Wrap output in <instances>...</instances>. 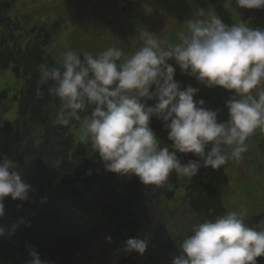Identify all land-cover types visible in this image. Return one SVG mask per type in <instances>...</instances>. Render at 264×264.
Here are the masks:
<instances>
[{"label":"clouds","instance_id":"obj_1","mask_svg":"<svg viewBox=\"0 0 264 264\" xmlns=\"http://www.w3.org/2000/svg\"><path fill=\"white\" fill-rule=\"evenodd\" d=\"M235 3L264 9V0ZM199 17L188 20L187 31L166 47L149 33L131 55L119 47L96 55L68 50L58 66H39L40 83L51 82L48 93L60 102L54 123L71 129L76 122L79 141L99 154L107 172L161 186L172 174L194 177L201 167L219 170L230 160L239 162L249 138L257 130L264 133V28L228 25L210 10L201 9ZM170 60L206 87L235 94L226 102L227 121L195 99L197 88H182ZM37 96L43 97L39 87ZM153 117L163 122L171 149L161 147L150 127ZM177 153L199 159L185 163ZM14 168L13 161L0 160V217L6 198L26 201L31 190ZM246 215V209L234 210L200 224L182 241L172 264H257L264 257V229L249 227ZM125 244L142 256L149 241L129 238ZM30 255L29 264H45L37 252Z\"/></svg>","mask_w":264,"mask_h":264},{"label":"trees","instance_id":"obj_2","mask_svg":"<svg viewBox=\"0 0 264 264\" xmlns=\"http://www.w3.org/2000/svg\"><path fill=\"white\" fill-rule=\"evenodd\" d=\"M209 1L226 24H234L225 0ZM10 2L0 0V72L12 69L23 84L15 92L6 89L0 93V160L15 161L31 190L26 204L10 197L4 201L5 208L11 206L7 209L8 218L0 224L6 233L0 236V264H29L32 251L45 264H163L158 258V244L170 227L156 225L163 205L155 199H159V190L168 200H172L173 193L162 191L160 186H147L145 191L136 184L134 175L118 185L119 174L107 172L99 154L76 141L72 132L73 126L79 128L76 122L71 129L54 123L60 102L48 93L51 82L40 83L38 70L41 64L59 65L45 50L54 32L46 26L26 32L8 16ZM254 26L264 28V21L257 17ZM38 87L42 98L37 96ZM6 104H10L9 108ZM14 106L16 119L4 121L1 115ZM150 127L168 135L163 122L156 117ZM41 132L38 144L33 145ZM169 143L172 147L173 142ZM196 158L191 154L189 160ZM100 187L104 190L101 213L111 218L110 223L120 227L124 235L147 239L145 255L123 252L125 237L109 235L113 245L108 250L104 244L96 246L81 234L90 230L82 227L84 219L78 217L76 209L70 214L71 205L88 211L85 199L92 196V201L96 200ZM186 189L190 209L200 224L227 213L215 187L203 181L201 175L191 177ZM142 203L150 209L140 215ZM107 209L114 212V218ZM257 264H264V257H258Z\"/></svg>","mask_w":264,"mask_h":264},{"label":"rangeland","instance_id":"obj_3","mask_svg":"<svg viewBox=\"0 0 264 264\" xmlns=\"http://www.w3.org/2000/svg\"><path fill=\"white\" fill-rule=\"evenodd\" d=\"M225 1L235 21L234 24L245 23L250 27H256L254 26L255 18L260 17L264 21V9H240L235 0ZM101 4L100 0H16L8 13L14 22L27 26V29L35 23L36 25H45L47 28H54L48 50L56 60L61 62L62 54L68 50L92 51L98 54L109 47H116V44H119L118 47L122 48L121 42H119L122 36H120L118 29L110 24L114 21H107L102 16ZM153 4L155 12L152 9ZM125 7L129 8V13L123 10ZM201 9L215 12L209 0H112L107 6V11L113 19L125 23L127 40L130 42L123 48L127 55H131L137 47L142 46L149 33L156 34L157 38L164 42L162 46L166 47L167 43H177L178 34L187 31L186 22L190 19L200 18L199 12ZM98 19L101 21L100 24ZM58 22L59 27L57 26ZM169 63L176 67L175 79L181 84L182 88L188 86L197 88L199 91L195 99H202L207 102L205 106L208 105V109L217 111L219 114L218 120L224 122L228 118L226 102L235 94L228 90L221 93L219 92L220 87H206L194 77L183 74L174 60H170ZM20 84L21 81H17L11 74V70L0 73V91L9 89L12 92ZM152 102L155 103V101ZM9 105L6 104V107L9 108ZM5 117L14 119L10 113H5ZM42 133L38 134L33 145L38 144ZM157 138L161 143V147H169L168 143L162 141L161 137L157 136ZM263 139V136L255 138V134L252 135L248 141V151L243 154V158L239 162L230 160L225 168L219 170L204 168L205 180L217 188L225 207L230 211L246 209L245 223L254 228H257L258 225L254 220L255 217L264 214ZM85 147L91 149L89 146ZM180 177L185 182H181V188L177 192L175 202L168 203L169 208L164 207L159 210L161 218L156 225L168 226L173 232L177 233V236L184 239L195 229L194 227H198L196 226L198 222L197 220L194 221V218L190 215L188 203L183 201L178 204V200L182 199L180 198L181 195L185 193L183 191L184 185L189 179V177ZM124 179L125 177L121 176L118 182H122ZM174 186L175 184H169L168 188L172 189ZM97 193L96 200L92 201L94 199L92 196L85 199V206L89 212H83L80 205L75 206V209L79 213L78 217L84 219L83 222L91 226L100 225L93 232L100 230L99 232H102L103 235H107L111 232V229L106 223L109 221V217L107 215L104 217L101 213L103 206L100 200L102 198L101 194H104L102 187ZM157 201L158 199H155V202ZM139 205L141 208L140 215L149 212L148 204L142 203ZM108 211L114 218V212L111 209ZM162 215L166 219H163ZM250 222H253L255 226L250 225ZM261 229L264 228H257V230ZM167 240L169 238L164 236L158 244V256L160 258L167 254L165 246ZM98 243L105 244L106 240ZM122 251L128 250L125 247Z\"/></svg>","mask_w":264,"mask_h":264}]
</instances>
